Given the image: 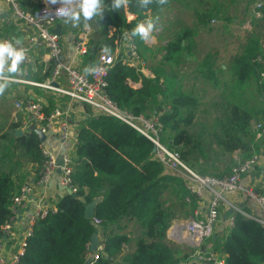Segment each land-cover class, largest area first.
I'll return each mask as SVG.
<instances>
[{
  "label": "trees",
  "instance_id": "trees-1",
  "mask_svg": "<svg viewBox=\"0 0 264 264\" xmlns=\"http://www.w3.org/2000/svg\"><path fill=\"white\" fill-rule=\"evenodd\" d=\"M194 1L197 7L193 14L197 26L203 28L222 18L225 10L238 3V0H225L222 4L216 0ZM140 2L126 0L119 9H115L112 7L113 0H101V11L93 16L100 35L107 36L109 27L117 28L120 35L124 31L132 34L137 21L127 22L125 7L130 13L158 14L174 3L185 4L184 0H151L147 7H141ZM133 37L139 47L144 46L138 35ZM192 37L193 33L185 29L162 46L160 65L154 69L155 75L161 80V95L154 93L152 83L147 79H143L141 89L131 88L129 82L136 81L138 73L121 61L109 72L107 93L120 108L134 115H158L163 124V142L169 148L178 151L190 167L203 175L223 177L228 173L211 174L206 164L212 162L214 169L215 162L235 152L244 161L257 150L253 122L260 118L264 121V79H261L260 67L254 60L264 55V49L261 39L251 32L243 51L231 61L232 87H227L231 91H224V110L215 116L214 124L208 131L211 146L216 145L217 148L208 146L214 154L212 158L205 150L203 140L189 130L196 116L197 97L183 91L182 86H177L173 78L175 75L168 74L165 68L166 65L177 66L182 63L190 49L187 42L190 44ZM105 45L110 47V52L117 49L114 39L106 38L102 44H95L84 58L87 70L97 65L98 54ZM220 71L223 69H216L212 59H206L201 64L202 77L217 89L221 87L218 77ZM251 82L256 85L258 97L252 108L247 105L246 99L240 100L238 97V94H242L244 83ZM14 143L15 148L21 149L31 163L38 169L42 168L43 142L35 132L15 138ZM152 150L153 144L149 140L110 116L100 114L89 120L80 129L75 152L80 167L74 171L73 178L79 191L75 195L63 196L57 203V212L37 222L33 236L28 239L21 264H86L91 239L99 228L94 219L85 217V211L86 205L97 198H102V201L96 207L94 218L100 220L105 248L97 264H111V258L128 243L127 235L108 231L123 220H135L143 230L136 242V251L128 256L127 264H177L185 261L189 254L167 239L175 213L166 206L170 200L161 202L163 192L159 181L160 174L164 172L165 175V169L155 158L149 161ZM197 151L202 160L195 158ZM140 166L143 171L137 172ZM179 182L177 198L181 200L180 206L182 210L186 205L192 210L197 206V200L193 198L188 205V192ZM17 190L20 191L12 179V173L0 169V227L12 217L11 200ZM218 246L225 264H264V226L241 213L234 214V226Z\"/></svg>",
  "mask_w": 264,
  "mask_h": 264
},
{
  "label": "built area",
  "instance_id": "built-area-1",
  "mask_svg": "<svg viewBox=\"0 0 264 264\" xmlns=\"http://www.w3.org/2000/svg\"><path fill=\"white\" fill-rule=\"evenodd\" d=\"M6 1L15 16L24 20L36 31L34 34L29 35L26 44L18 45L14 42L17 48L22 47L25 49V59L20 66H28L33 63V49L39 46L47 50L48 56L53 63L51 76L42 83H34L27 79H12L9 82L31 84L55 91L68 96L72 101L88 105L100 114L110 116L127 125L153 144V148L156 149L155 159L164 167L165 171L170 172L183 181L188 192V197L186 198L188 203L193 198L203 202L208 196L206 217L197 218V213H195L194 216L186 220L173 222L168 230L169 241L192 249L194 252L193 256L199 258L202 264H225L224 260L220 259L215 252L204 251L203 244L206 240L212 238L214 229L221 219L220 207L222 203L227 202L226 196L229 193H241L253 201L258 209V214L248 218L254 219L264 226V193L242 182L243 176L254 171L259 164L261 159L258 154L254 153L251 158L236 162L232 166L230 173L223 177L198 173L183 160L178 151L169 148L163 142V124L158 115H134L131 111L120 108L111 100L107 93V78L110 70L117 62L118 55L116 51L109 53L101 51L98 54L97 65L103 70L96 73L83 72L80 63L73 65L64 62L61 35L56 33V28L59 21L68 18L59 11L64 7L60 0H45L34 13L25 11L19 0ZM78 3L79 0H72V7H76ZM262 6L260 3L256 5L255 13L257 18L262 17L260 13ZM125 17L127 22L131 23L133 21L141 22L139 19L143 16L139 13H130L125 7ZM92 33L93 30L90 27H83L76 33L73 45L77 61L87 55L89 39ZM106 37L114 39L117 47L123 40L127 42L130 53V58L127 61L129 66L138 68L139 64L143 62L139 47L131 33L124 31L120 35L117 28L109 27ZM3 40L13 42L8 36H5ZM146 43H154V39H149ZM254 63L260 67L259 74L261 79H264V55L257 57ZM3 74L5 73H0V75ZM63 74L66 75L68 80V87L65 89L55 86V83ZM0 83H3V81H0ZM15 109L16 111H25L28 114L26 129L29 133L39 131L47 138L57 137L63 142L70 139L72 134L71 124L67 119L66 113L60 107H55L52 111L47 112L45 106L38 101L18 100L15 103ZM253 130L256 140L261 138L264 135V121L254 123ZM42 153L44 162L40 171L39 184L44 186L49 184L52 177L60 169V186L62 189L65 190L66 194L75 195L78 193L79 187L75 184L73 178L74 161L72 154L66 152L58 155L44 146V144L42 145ZM59 159H62L61 166L58 165ZM32 193V185L25 184L11 200L12 217L0 227V264H21V259L26 252L28 239L33 236L37 222L57 212V208H50L41 204L30 219L18 249L10 256L5 255L2 235L10 233L14 218L19 214V210L28 204V197ZM231 209L234 212L229 218V228L234 226V214L241 213L245 215L239 207L231 206ZM94 223L99 228L98 232L102 233L100 220L94 218ZM104 253L105 248L101 241L95 252L88 253L89 264H97ZM177 264H187V262L182 261Z\"/></svg>",
  "mask_w": 264,
  "mask_h": 264
},
{
  "label": "crops",
  "instance_id": "crops-1",
  "mask_svg": "<svg viewBox=\"0 0 264 264\" xmlns=\"http://www.w3.org/2000/svg\"><path fill=\"white\" fill-rule=\"evenodd\" d=\"M19 1L22 5V8L25 6L26 9H29L27 11L23 8L29 13L36 12L43 3L42 0L32 1L35 2V5H33L30 0ZM253 14L256 19H260L256 17L255 9H253ZM60 24L62 26L61 43L64 51V62L73 65L80 63V67L83 72H90L91 69L87 70L88 68H86V64L84 63L85 57L80 61H77V59H75V51L73 45L76 33L84 26H81L80 24L73 25L70 18L62 20ZM35 32V29L28 25L24 20H21L15 16L13 10L6 0H0V40H3L5 36H8L16 44L24 45L26 44L29 35L34 34ZM106 38V36L102 37L100 35V32L93 28V33L90 35L89 39L88 50L95 44H102L104 39ZM115 51L118 55L117 62L121 61L124 65L131 67L127 64V61L130 58V53L128 51V44L125 40L120 42ZM215 53H219L220 55V50L215 49ZM32 57L33 63L31 65L20 66L21 68H23V71H18L14 74L10 73L8 75L14 76L15 79H27L34 83H42L43 81L48 79L51 76L53 70V63L48 56L47 50L40 46L34 47ZM234 57L235 55L229 60L230 64ZM220 58H222L221 55H215V58L212 59V61L218 62ZM221 67L223 70L227 69V65H222ZM134 69L138 73V79L136 81L129 82V86L131 88L135 90L141 89L143 79H147L152 83L151 87L154 93L157 94V96L161 95V80L157 78L154 70L147 64V62H145L144 59L143 62L139 64L138 68ZM173 78L175 79L177 86H182L179 84V80L176 76H174ZM156 80H158V82H155ZM55 86L64 89L68 87V80L65 74L61 75L59 80L55 83ZM18 100L38 101L45 106L47 112L52 111L55 107H60L66 113L67 119L71 124L72 134L70 139L66 142H63L60 141L57 137H46V140L43 142V144L58 155L70 152L74 161V171L77 167H80L79 162H77L78 158L75 154L77 145L79 144L80 129L84 125H86L89 120L100 116V113L97 110L88 105L72 101L68 96L31 84L9 82L8 87L2 94H0V116H2V118H0V166L3 168L1 169V171L12 173V179L15 181V184L19 188V190L25 184L32 185L33 187V193L28 197V204L21 208V210H19V214L14 218L10 233H5L2 235L5 250L4 252L7 256H10L18 249L19 244L24 238L28 223L38 207L42 204L50 208H56L59 200L66 195L65 190L60 186V172L57 171L56 174L52 177L50 183L46 186L40 185V169H38L37 166H35L27 159L21 149L15 148L14 139L17 138L16 131L21 130L23 136L29 134L28 130L26 129L27 120L29 118L28 114L25 111H16L15 109V103ZM262 102L264 101L262 100ZM9 107L10 111L8 110ZM201 112L205 111L202 110ZM145 114L150 116L156 115L151 113ZM257 122H263L262 118L255 120L253 122V125ZM199 123L200 120L194 118L191 126L189 127V130L193 128L195 129ZM256 143L257 150L255 154H258L261 160L254 171L243 176L242 182L245 185L251 186L256 190L264 193V135L261 138L257 139ZM240 157V154L238 152H235L232 155L228 154L227 156L220 158L213 165L215 172L219 175L225 172V174L229 173L232 166L236 162L240 161ZM154 158L155 153L152 152L149 161L153 160ZM232 161H234L233 164ZM87 164L90 166L89 162H87ZM228 167L229 169L227 170ZM141 171H143V169L140 166L138 167L137 172ZM95 175L98 176L97 171H95ZM179 181H181V184L184 185L183 181L180 178L168 171H165V175L164 172L160 174L159 186L161 191L163 192L161 196V202H165L166 197V199L170 200L166 204V206L171 207L172 210H179L176 211L172 223L186 220L189 217L194 216L195 213H197V218H205L207 215L208 196L203 202L197 201V206L192 210L187 205L185 206L184 210H182L180 204V208L179 206L175 205L176 202L181 203L180 198H177V192H179ZM17 193H19L18 190L16 191L15 195H17ZM100 199L102 201V198ZM226 200L227 202L222 203L220 207L221 219L214 229L212 238L206 240L203 244L204 251H213L222 260H224L225 258L219 252L218 244L220 242H223L230 229L229 218L233 215L230 214L231 206L239 207L242 212L245 213V216L247 215V217L258 214L256 204L248 199L244 194L229 193L226 196ZM186 203L189 205L188 202ZM185 215H188V217H184ZM112 230H114L115 233L127 235L129 241L127 244H124L123 250L119 254L111 258V264H127L128 256L136 251V242L141 237L143 230L135 220H123L120 224L112 226V228H110L108 231L111 232ZM98 233L99 232H97V234ZM98 239L99 242L102 241L103 231L102 233L98 234ZM167 239L169 240L168 232ZM183 250L186 251L187 254H189V257L185 260L187 264H202L199 258L193 256L194 252L192 249L187 247L185 249L183 248Z\"/></svg>",
  "mask_w": 264,
  "mask_h": 264
},
{
  "label": "rangeland",
  "instance_id": "rangeland-1",
  "mask_svg": "<svg viewBox=\"0 0 264 264\" xmlns=\"http://www.w3.org/2000/svg\"><path fill=\"white\" fill-rule=\"evenodd\" d=\"M30 1L35 5V2L32 1L36 0ZM42 1L44 2L45 0ZM184 1V5L181 3H174L158 14L139 13L143 16L139 19L141 22H146L149 18H155L156 21V27L151 34L154 43L147 44L145 40H142L144 46L140 45L139 53L145 62H147V64L154 70L160 65L163 56V52L161 51L162 46L176 38L185 29L193 33L192 41L190 44L189 41L187 42V45L190 47L189 52L185 54L182 63L177 66L166 65L165 68L168 74L175 75L178 78L179 84L182 85L185 92L191 93L197 97L198 104L195 109V118L200 120V123L195 129L193 128L190 131L203 140V144L206 147L205 150L210 157L214 158L213 152L208 149V146L210 148L212 143L211 139L208 138V131L210 132L211 127L214 124L215 116L224 110V91H226V93H230L231 91L230 89H227V87H232L230 72L231 64L229 60L234 55L237 56L243 51L244 45L246 44V38L251 32L255 33L256 36L261 39L262 47L264 49V1L238 0V3L232 4L227 10H225L226 13L222 14V18L216 19L213 23L204 28L197 26V20L193 14L194 9L197 7L196 2L194 0ZM216 1L219 4H222L225 0ZM259 3L263 4L262 9L260 10L262 17L256 19L253 14V9H255L256 5ZM23 8L27 11L29 10L26 9L25 6ZM60 22H62V20L59 21V24ZM85 23H87L88 27L92 30L94 28L100 32L97 28V23L94 17L87 21L81 18L78 24L84 26ZM138 23L140 22L137 21V24ZM215 49L220 50V55L222 57L218 62L215 61L216 69H220L222 65H227L226 70L218 73L221 83V87L218 89L213 87L208 80H205L200 73L201 64L204 60L214 59L215 55L220 56L219 53H215ZM241 91L242 94H238L239 99H246L249 107H255L258 101L256 85L252 82L250 84L244 83ZM8 110L10 111V107ZM202 110L206 113L201 112ZM0 118H2V116H0ZM211 148L216 149L215 145L211 146ZM195 158H198V160L203 159L198 151L195 152ZM206 165L208 166L206 169L209 173L217 174L211 166L212 162H208ZM0 169L3 168L0 166ZM196 171L202 174L197 169ZM165 200L169 201L166 197ZM179 204V202L175 203L177 206H179ZM176 211L179 210L174 209L175 214ZM184 217L187 218L188 215H185ZM178 246L182 247V249L187 248L186 246Z\"/></svg>",
  "mask_w": 264,
  "mask_h": 264
},
{
  "label": "clouds",
  "instance_id": "clouds-1",
  "mask_svg": "<svg viewBox=\"0 0 264 264\" xmlns=\"http://www.w3.org/2000/svg\"><path fill=\"white\" fill-rule=\"evenodd\" d=\"M63 3L59 11L62 15L67 18H70L73 25L78 24L83 18L85 21L92 18L95 15H98L101 11L100 5L101 0H79V3L76 7H72V0H60ZM151 0H141L140 6L147 7ZM126 3V0H113L112 7L119 9L122 4ZM84 27L87 28L88 24L85 23ZM156 27L155 18H149L146 22L138 23L132 29L133 36H139L141 40L152 39V32ZM104 53H109L111 51L110 47L105 45L102 49ZM25 59V49L17 48L14 42L9 40H0V73H5L0 75V94L8 87L9 81L15 79L14 76H9L7 74H14L18 71H23V68L20 67L21 62ZM103 69L96 65L89 73H96L102 71Z\"/></svg>",
  "mask_w": 264,
  "mask_h": 264
},
{
  "label": "water",
  "instance_id": "water-1",
  "mask_svg": "<svg viewBox=\"0 0 264 264\" xmlns=\"http://www.w3.org/2000/svg\"><path fill=\"white\" fill-rule=\"evenodd\" d=\"M61 27H62L61 24L57 25V28H56L57 34L61 35ZM36 134L39 136V138L41 139L42 142H44L46 140V136L44 134H42L41 132L36 131ZM22 136H23L22 131L17 130L16 131V137H22ZM152 152L155 153L156 149L153 148ZM58 165L59 166L62 165V159H59ZM58 172H60V169L58 170ZM100 203H101V199L98 198V199H95L94 201H92L91 203L86 205L85 217L87 219H94L96 207ZM233 212L234 211L231 209L230 214H233ZM98 244H99V239H98V234L96 233L95 235H93L91 242H90V252H95L97 247H98ZM86 264H89V261H87Z\"/></svg>",
  "mask_w": 264,
  "mask_h": 264
}]
</instances>
